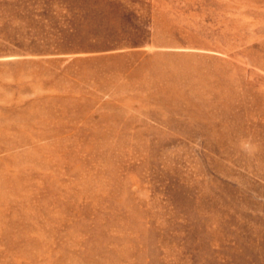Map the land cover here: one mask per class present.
Instances as JSON below:
<instances>
[{
    "label": "rangeland",
    "instance_id": "rangeland-1",
    "mask_svg": "<svg viewBox=\"0 0 264 264\" xmlns=\"http://www.w3.org/2000/svg\"><path fill=\"white\" fill-rule=\"evenodd\" d=\"M0 264H264V0H0Z\"/></svg>",
    "mask_w": 264,
    "mask_h": 264
}]
</instances>
